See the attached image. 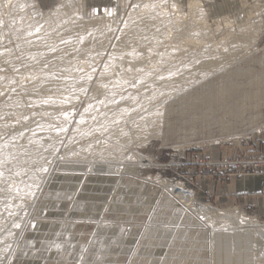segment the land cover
<instances>
[{"label": "rangeland", "instance_id": "1", "mask_svg": "<svg viewBox=\"0 0 264 264\" xmlns=\"http://www.w3.org/2000/svg\"><path fill=\"white\" fill-rule=\"evenodd\" d=\"M37 1L42 10H48L59 2ZM183 1L186 3L188 0ZM85 2L90 13L88 17L103 16L106 9L119 7L118 15L112 14V18L116 19L115 28L112 29L106 48L99 50L98 45L94 44L85 48L81 56H71L74 58L68 65L71 64L73 68L72 76L63 78L66 81L71 78L79 81L75 86L81 92L80 99L74 105L61 104L59 107L63 111L61 113L65 114L67 125L61 137L57 136L55 139L59 141H56L55 150L48 155L50 159L44 176H38L35 181L36 188L30 190L29 195L22 188L14 199L20 204L15 209L21 208V212L0 214V238L5 231L2 228L11 225L16 218L21 222L13 238L14 245L19 239V250L11 264H212L211 233L214 228L198 217L197 223L185 219L175 221L184 217L185 204L165 184L182 183L187 190L192 191L197 202L209 203L228 211L236 208L258 220L260 224L264 223V215L240 202L221 201L210 194L200 193L204 182H208L209 178L230 182L237 177L264 175V167L251 170L243 167L245 161L252 162L264 154V0L207 2L210 17L218 18L228 14L236 16L241 28L251 27L246 25V20L253 19L259 30L247 42L239 38L237 43L242 45L238 47L236 56L221 65L227 66L234 74L227 75L229 71L223 70L218 73L215 71V75L209 76L210 79L199 83L191 82L188 85L191 89L174 78L169 85L163 86L164 90H170L168 95L160 93L162 88L159 85L139 91L137 84L140 78L137 79L134 75L120 79V75L129 74L133 68L141 67L147 71L146 67H156L154 59L148 58L150 61L145 60L143 63H138L140 59H135L133 64L134 61H129V57H122L123 59H119L121 66L109 61V54L115 46H119L117 41L122 28L130 19L131 10L143 0H124L121 4L120 0ZM104 21L109 25V18H104ZM190 30L186 31L190 32L186 35L182 33L161 37L147 46L148 51L151 50L159 54L160 58L166 59V65L183 60L184 63L194 66L203 58L197 53L201 49L208 48V52H216L221 48L227 50V47H219L215 43L222 39L220 34L224 29H220L221 33L211 35L214 41L211 49L206 40H202L200 46L186 45L185 41L200 40L194 30ZM89 32L86 31L85 34L88 35ZM87 35H80L79 38L82 40ZM173 37L178 38L173 40ZM75 38L78 37L72 32L63 36L59 34L55 37L57 41L50 43L53 46L58 41ZM14 44L15 38L0 43L5 49ZM133 44L138 46L140 41L136 40ZM122 46H128L124 49L132 48L128 44ZM122 50L123 48L119 52ZM138 51L143 57L146 54L144 49ZM65 54H70V48ZM119 67L121 70H117ZM115 70L117 73H114ZM259 75L262 76V81H254V76ZM227 87H230L227 91L229 93L225 92ZM0 89L6 87L0 85ZM0 92L2 104L10 90ZM43 95L45 94L38 95V98ZM159 96L165 98L155 100ZM131 97L136 100L130 105L134 110L126 119L129 123L138 120L142 115L144 121L148 111L163 108L164 114L158 133L141 131L131 144H127L121 140L123 131L128 128L127 123L110 128L96 124L89 126L93 133L89 135L92 137L85 136L87 139L83 142L81 140V144L77 145V136L85 133L79 132L77 135L76 126L81 117L89 116L85 112L89 104L113 99L120 100L123 104ZM142 102L143 109L140 108ZM33 106L19 116L11 114L16 118L8 119L9 126L0 129V145L5 142L4 131H8L15 122L18 124L17 129L20 127L31 130L40 120L61 124L53 116L59 111L58 107L51 111V117L50 114L40 115L38 107ZM109 110L112 116L113 110ZM25 115L31 117L25 120ZM104 116L111 117L106 114ZM58 124L55 126L59 127ZM106 141L113 143L120 152L97 158L94 168H90L91 159L84 158L78 161L85 164L82 169H71L70 164L77 161L80 147L94 146ZM140 155L144 159H140ZM228 158L236 164L227 169L207 168L209 161L218 162ZM107 167L114 169H103ZM10 183L8 179L0 180V186ZM178 195L181 196V193L178 192ZM167 196L174 198L177 205L174 211L164 206ZM171 217L173 220L170 221ZM18 234L20 237H17ZM10 238L9 235L4 240L9 241Z\"/></svg>", "mask_w": 264, "mask_h": 264}, {"label": "bare ground", "instance_id": "2", "mask_svg": "<svg viewBox=\"0 0 264 264\" xmlns=\"http://www.w3.org/2000/svg\"><path fill=\"white\" fill-rule=\"evenodd\" d=\"M58 1L54 7L42 10L37 0H0V43L6 39L15 38V44L11 48L5 49L0 45V85L6 87L0 91L10 90L9 95L0 104V129L8 125V119L16 118L14 115L23 114L31 105L38 107L40 115L50 114L51 117V111L56 109L54 107H58L59 110L63 104L74 105L80 99L81 92L75 86L78 85L79 81L73 78L66 81L63 78V76L68 78L72 76V66L71 64L68 65V62L74 58L71 56H75V54L81 56V52L90 45H98L99 50L108 45L112 29L115 28L116 19L112 18V14L117 16L119 7L106 9L103 16L88 17L90 13L85 0ZM122 1L124 0H120V4ZM209 1L188 0L185 3L183 0H143L137 7H134L131 10L130 19L121 30L120 39L117 41L119 46H115L113 52L109 54V61L121 66L119 59L122 57H129V61L140 59L138 63H143L145 60L150 61L148 58H152L157 66L154 68L146 67L147 71L141 67L133 68L129 74L120 75V79L131 78L134 75L135 78H140L139 82L137 80L139 91H144L149 86L159 85L162 88L160 93L168 95L170 90H164L163 86L169 85L174 78L188 86L193 81L199 83L207 78L210 79L209 76L215 75L221 70L229 71L227 75L234 74V71L228 70L227 66L222 67L221 65L236 56L238 47L242 45L237 43L239 38L247 42L259 28L253 23V19H248L246 20L247 24L245 23L251 27L244 28L242 26L243 28H241L236 16L233 17V15L228 14L218 18L210 17L207 8ZM73 6L76 8L73 9ZM104 18L106 20L109 18V25L105 24ZM189 29H191L190 31L194 30L200 40L185 41L186 45L189 47L192 45L200 46L202 40H206L209 43V48L214 44L211 35L221 33L219 32L220 29H224V32L220 34L223 36L222 39L215 43L219 47H227V50L221 48L218 51L213 50L216 52H208V48L201 49L197 53L203 58L194 66L184 63L183 60L166 65V59L160 58L159 54L151 50L148 51L147 46L151 42L164 36H177L182 35V33L186 35L190 33H186ZM86 31H90L88 35L85 34ZM71 32L78 38L58 41L57 44L51 46V41H57L56 36L59 34L63 36ZM80 35L87 36L81 40ZM177 38L171 39L177 40ZM136 40L140 41L138 46L133 44ZM230 43L234 44L231 45ZM123 44H128L132 48L124 49L128 46H122ZM68 48H70L69 55L65 54ZM121 48L123 50L119 52ZM138 49L146 50L144 57L142 53L139 54ZM163 64L166 67H161ZM117 70H121V67ZM117 70L114 73H117ZM254 81L261 82L262 76H254ZM38 84L41 86H37ZM229 90L230 87H227L225 92ZM184 92L186 94V91ZM41 94L45 95L38 98V95ZM161 96L155 100L165 98V96ZM135 100L134 97H131L123 104L117 99L89 104L85 109L89 116L81 117L76 126L77 135L79 132L85 133L84 136L80 134L84 137L83 139L80 135L77 136V145L81 144V140L83 142L89 136L92 137L93 133L90 132L92 129L89 126L96 124L110 128L121 123H127L128 128L123 131L121 136V140L127 144H131L133 138L141 131L158 133L159 124L164 114L162 107L148 111L144 121L143 115L131 123L126 121L130 112L134 110L130 108V105H133ZM140 106L143 109V102ZM52 108L53 110H50ZM109 109L113 110L112 116ZM61 111L53 114L55 119L61 123L60 125L56 123L59 127H56L57 125L53 122L56 128L50 121L40 120L34 124L32 130L20 127L17 129L18 124L15 122L8 131H4L5 142L0 145V173H2L0 180L8 179L11 183L0 186L1 215L4 213L7 215L19 214L22 209H15L20 207V204L14 200L19 190L23 188L25 193L29 195V191L36 188L35 181L38 176H44L47 162L50 159L48 155L55 150L56 141H59V139L56 141L55 139L62 135L63 129L67 125L65 114H62ZM104 114L111 117L107 118ZM31 116L25 115L24 119L28 120ZM14 127L15 130L13 131ZM90 133L91 135H89ZM112 144L110 141H106L94 146L80 147L77 153V161L75 164H70L72 165L71 169H82L85 164L78 161H82L84 158L91 159L90 168H94L96 165L94 162L98 161L97 158L119 153L120 150ZM140 159L144 158L140 155ZM103 169L110 171L114 167ZM165 185L172 194L183 199L185 204L183 208L184 217L175 221L185 219L188 222L197 223L196 217H198L204 219L214 228L213 233H211L213 237H211L213 241L212 264H264V240H262V238L264 239V223L260 224L258 220L249 217L236 208H230L231 210L228 211L216 208L209 203L197 202L193 198L192 191L187 190L182 183L174 185L166 183ZM178 192L181 193V196L178 195ZM164 206H168L174 211L177 205H175L173 197L167 196ZM158 208L160 207L158 206ZM173 217L169 220H173ZM20 223V219L16 218L11 225L2 228L5 231L0 238V264H11L19 250V239L14 245L13 238ZM184 232L186 233V231ZM9 235L10 240L5 241L4 238ZM17 237H20V234ZM259 243H261L260 246ZM257 246L261 249L258 250Z\"/></svg>", "mask_w": 264, "mask_h": 264}, {"label": "crops", "instance_id": "3", "mask_svg": "<svg viewBox=\"0 0 264 264\" xmlns=\"http://www.w3.org/2000/svg\"><path fill=\"white\" fill-rule=\"evenodd\" d=\"M201 195L210 196L221 201H235L264 215V175L253 174L245 177L233 178L230 182H223L209 178L204 182Z\"/></svg>", "mask_w": 264, "mask_h": 264}, {"label": "built area", "instance_id": "4", "mask_svg": "<svg viewBox=\"0 0 264 264\" xmlns=\"http://www.w3.org/2000/svg\"><path fill=\"white\" fill-rule=\"evenodd\" d=\"M200 163L202 165L205 164V163H202V162H200ZM234 164H236V163H234L231 159L228 158V159H222V160H220L218 162L209 161L206 165H207V168L210 169V170H212V169H218L219 170L220 168L221 169L222 168H224V169L230 168ZM213 166H215V167H213ZM243 167L246 168L247 170H251L253 168L264 167V154L261 155L258 158L253 159L252 162L245 161L243 163Z\"/></svg>", "mask_w": 264, "mask_h": 264}, {"label": "snow or ice", "instance_id": "5", "mask_svg": "<svg viewBox=\"0 0 264 264\" xmlns=\"http://www.w3.org/2000/svg\"><path fill=\"white\" fill-rule=\"evenodd\" d=\"M67 115V114H66ZM0 175H2V173H0ZM18 226V225H17Z\"/></svg>", "mask_w": 264, "mask_h": 264}]
</instances>
